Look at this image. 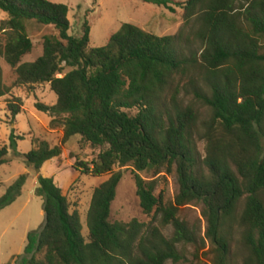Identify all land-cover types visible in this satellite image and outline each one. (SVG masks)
Returning a JSON list of instances; mask_svg holds the SVG:
<instances>
[{
  "label": "trees",
  "instance_id": "trees-1",
  "mask_svg": "<svg viewBox=\"0 0 264 264\" xmlns=\"http://www.w3.org/2000/svg\"><path fill=\"white\" fill-rule=\"evenodd\" d=\"M140 1L171 12L177 6L185 11V25L193 21L198 28L189 37L182 32L159 37L122 23L105 46L92 48L88 23L81 37L69 35L66 5L0 0V10L8 15L0 26V98L12 94V87L3 82L1 61L14 71V87L49 84L56 104L36 108L53 119L66 116L64 142L80 136L83 149L96 153L79 167L109 176L93 192L86 238L80 216L62 190L51 177L38 176L36 193L44 201L45 220L40 232L28 235L22 264L176 262L177 246L193 241L178 217L190 203L203 205L213 264H230L229 238L222 229L235 219L241 200L240 244L247 253L242 264H264V0ZM28 21L52 26L58 37H44L42 56L23 63L33 50ZM182 76L189 78L187 84L178 83L165 95ZM179 87L194 102L184 105ZM8 107L13 119L21 112L14 102ZM197 137L205 142L204 156ZM35 143L23 159L27 168L39 172L60 158L62 150ZM8 154L6 146L0 147V166L8 162ZM127 166L135 174L142 212L159 218L157 226L146 229L137 220L111 222L122 179L115 169ZM173 170L179 193L166 205L155 195V183L138 173ZM27 179L21 175L6 190L0 211L23 194ZM168 226L173 228L170 238L163 233Z\"/></svg>",
  "mask_w": 264,
  "mask_h": 264
},
{
  "label": "rangeland",
  "instance_id": "rangeland-1",
  "mask_svg": "<svg viewBox=\"0 0 264 264\" xmlns=\"http://www.w3.org/2000/svg\"><path fill=\"white\" fill-rule=\"evenodd\" d=\"M53 3L66 5L69 9V35L81 37L85 23L91 27L90 39L92 48L106 45L107 37L111 32L118 30L122 23H129L140 27L146 32L159 37L176 36L180 32L189 37L193 30L198 28L195 22L185 25V11L173 6L175 12L163 7L146 4L140 0H49ZM185 3L187 0H173ZM8 20V15L0 10V26ZM27 32L33 42L32 52L24 57L23 63H31L43 54L44 37L57 38L58 33L52 26L40 25L34 21L26 22ZM3 34H0V40ZM195 49L200 43H193ZM3 82L12 87V94L0 98V147L9 149L8 162L0 166V198L16 180L24 174L28 175L23 194L13 204L0 211V264H22L27 245V238L31 232H40L44 225V201L36 193L38 176L51 177L62 190L72 206L77 211L82 225V235L88 237L87 214L90 209L94 190L109 179L108 175L95 176L80 168L78 163L87 162L96 156L91 150L83 149L81 137L74 136L64 142V118L56 119L40 112L37 104L54 106L56 95L51 91L49 84L24 85L14 87L16 75L13 69L1 61ZM67 69L64 74L68 73ZM60 76V75H59ZM189 78H177L165 95L172 93L177 84L183 87ZM179 87V98L184 105L194 102L191 95L185 94ZM16 103L20 106V114L12 118L8 105ZM196 109L204 115V109L197 105ZM208 118L207 115L204 117ZM14 135V139L11 138ZM23 137L19 140L16 137ZM47 142L51 148L61 147L60 158L46 163L39 171L27 168L23 155L28 154L36 145L35 141ZM201 156L205 155V142L199 137L195 139ZM12 146V148H11ZM115 172L122 174L117 188V195L111 207V222L128 224L133 220L145 225L146 229L159 224L158 219L147 216L142 212L135 174L131 166L116 168ZM147 182L155 183V195L162 197L166 205L174 203L179 193V185L175 170L157 175L146 172L138 173ZM244 200L238 205L235 219L229 221L223 232L227 234L230 243V264H242L247 253L240 244L242 230L238 224L243 210ZM193 236L192 242L181 243L177 246L176 262L167 264H213L214 249L207 238L208 222L204 216L203 205L190 203L182 207L178 214ZM163 233L170 238L173 235L171 226L163 228ZM42 260V255L38 256Z\"/></svg>",
  "mask_w": 264,
  "mask_h": 264
}]
</instances>
